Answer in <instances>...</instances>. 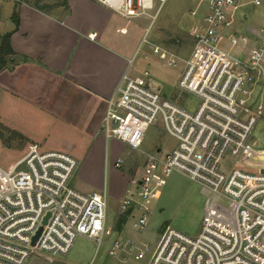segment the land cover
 <instances>
[{
  "label": "built area",
  "instance_id": "1",
  "mask_svg": "<svg viewBox=\"0 0 264 264\" xmlns=\"http://www.w3.org/2000/svg\"><path fill=\"white\" fill-rule=\"evenodd\" d=\"M94 1L128 20L143 15L154 20L164 0L154 15L155 0ZM202 1L206 13L179 82L197 99L196 108L152 90L147 71L129 75L134 59L106 102L101 131L107 141L139 152L155 126L177 141L172 150L145 154L119 205L118 218L136 235L113 243L109 255L116 264H264V160L251 140L264 119L258 97L264 86V0ZM247 9L253 10V25L241 31L242 20L250 19ZM150 48L169 67L181 60L160 46ZM121 166V160L115 162ZM77 168L73 156L34 144L9 168L0 167V264H26L34 253L65 256L78 237L93 240L97 248L105 242L107 193L84 194L72 187ZM173 174L221 201L196 236L166 226L146 242L154 205Z\"/></svg>",
  "mask_w": 264,
  "mask_h": 264
},
{
  "label": "crops",
  "instance_id": "2",
  "mask_svg": "<svg viewBox=\"0 0 264 264\" xmlns=\"http://www.w3.org/2000/svg\"><path fill=\"white\" fill-rule=\"evenodd\" d=\"M6 1L9 9L2 15ZM60 2L65 5L54 6L46 12L21 0H0L1 34L14 31L11 17L14 11L19 15L18 29L11 37L16 63L0 73V100L5 110H12L20 101L39 106L53 124L62 127L65 141L58 148L48 150L37 146L76 158L75 178L90 185L82 186L84 194L105 191L108 201L109 195L114 199L118 212L139 166L131 171L123 186H106L103 176L110 169L111 161L109 141L101 125L106 102L134 59L145 34L130 40L127 38L130 32L123 22L126 18L94 0ZM201 3L204 2L199 0L196 11L192 12L199 14L195 31L206 13V6L199 13ZM93 34L96 37L91 39ZM149 233L148 228L143 238Z\"/></svg>",
  "mask_w": 264,
  "mask_h": 264
},
{
  "label": "rangeland",
  "instance_id": "3",
  "mask_svg": "<svg viewBox=\"0 0 264 264\" xmlns=\"http://www.w3.org/2000/svg\"><path fill=\"white\" fill-rule=\"evenodd\" d=\"M48 6L56 3L55 0H44ZM199 0H164L154 20L148 16H139L126 19L127 38L144 36L146 42L140 44L133 65L129 70L131 76H144L152 90H159L167 99L189 110L196 108L197 99L179 88V82L185 70V60L190 58L194 48L193 33L198 20V15L192 14ZM160 1L155 0L154 15L160 6ZM8 1L4 4L2 15L8 11ZM199 13L205 11V4L201 3ZM246 19L242 28L248 24L253 25L252 9H247ZM203 22V21H202ZM200 23V25L202 24ZM247 24V25H246ZM147 30V31H146ZM245 31V30H244ZM146 32V33H145ZM157 45L175 54L181 60L176 67H169L167 62L154 54L150 45ZM264 107V86L258 94ZM0 99L2 95L0 92ZM0 100V167L9 168L27 151L30 145H38L42 149L58 148L65 139V131L57 123L53 124L51 118L44 111L26 101L15 103V108L5 110ZM264 160V119H260L251 137ZM177 141L168 135L160 126L151 127L146 133L143 145L139 152L130 150L124 144L110 140L108 143L110 169L107 171L106 186H123L128 181L131 171L145 162L146 153L154 152L157 148L172 150ZM117 158L122 159V166L115 167ZM114 163V164H113ZM141 164V165H140ZM140 171H138L139 173ZM71 185L76 190L84 193L82 186H90L73 176ZM110 194V192H109ZM218 197L208 190L193 183L180 174L169 177L168 186L163 190V196L157 204L156 211L150 217V235L142 238L144 241H154L158 231L170 226L184 235L196 236L209 210L213 208ZM107 235L105 242L97 248L96 242L85 237H78L71 251L65 256H51L34 253L26 264H116V259L109 255L113 243L130 234L135 236L131 224L126 223L117 216V204L109 195L107 212ZM124 231V232H122ZM135 262L134 264H144Z\"/></svg>",
  "mask_w": 264,
  "mask_h": 264
},
{
  "label": "trees",
  "instance_id": "4",
  "mask_svg": "<svg viewBox=\"0 0 264 264\" xmlns=\"http://www.w3.org/2000/svg\"><path fill=\"white\" fill-rule=\"evenodd\" d=\"M27 4H32L35 7H39L43 5V10L49 12L54 6L60 7L61 5H65L60 0H55L56 3L53 6H48L44 3V0H21ZM11 21L14 25V31L1 34L0 33V73L6 69L12 68L16 63V53L14 52L11 45V37L12 34L18 29L19 26V15L17 11H14Z\"/></svg>",
  "mask_w": 264,
  "mask_h": 264
},
{
  "label": "water",
  "instance_id": "5",
  "mask_svg": "<svg viewBox=\"0 0 264 264\" xmlns=\"http://www.w3.org/2000/svg\"><path fill=\"white\" fill-rule=\"evenodd\" d=\"M42 8H43V6L40 5V6H39V9H42ZM45 222H46V219H45L44 223H45ZM41 231H42V229H40V230L37 232L36 236L33 238V240H32V246H35L36 241H37L38 237L40 236Z\"/></svg>",
  "mask_w": 264,
  "mask_h": 264
}]
</instances>
